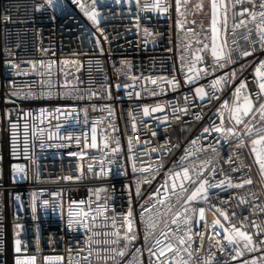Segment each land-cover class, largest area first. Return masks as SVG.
I'll return each instance as SVG.
<instances>
[{
	"label": "built area",
	"instance_id": "2783aa9c",
	"mask_svg": "<svg viewBox=\"0 0 264 264\" xmlns=\"http://www.w3.org/2000/svg\"><path fill=\"white\" fill-rule=\"evenodd\" d=\"M165 2L169 10L158 13L143 7L154 0H139V7L137 0H53V5L46 0H0V264H15L17 255H35L37 264H69L70 255L73 260L79 258L78 251L79 256H87L89 248L101 249L100 257H114L97 259L93 251L91 264H155L157 258L150 256L147 248L153 247L155 239H162L164 222L176 230L171 217L176 211H181L183 217V209H188L190 220L187 225L179 224V235H184L186 227L191 229V264H251L253 257H264V232L252 226L255 223L264 229V177L252 145L246 139L237 146L235 136L226 139L213 129V125L221 123L217 110L225 100L232 105L233 91L241 80L246 81L248 91L256 90L255 68L264 59V51L255 23L232 27L245 18L239 15L241 6H251L244 0L243 5L233 8L234 0L228 1L235 17L227 26L224 50L230 52L235 63L225 61L221 68L211 56V15L190 23L184 15L192 0H181L182 16L175 10V0ZM256 3L255 10L260 11L259 0ZM81 4L89 11L95 7L97 24L84 14ZM37 5L42 7L37 9ZM219 15L222 21L223 8ZM177 20L184 25L182 28L177 27ZM224 40L221 24L218 43ZM204 44L209 48L199 52ZM251 49L255 50L254 55L242 56V52ZM195 54H200L202 61L197 62ZM189 67L200 71L189 72ZM233 71L235 79L231 76ZM218 77L224 78L223 86L214 88L212 82ZM197 87L204 88L208 95L201 99L195 91ZM145 106L149 108L148 116L143 114ZM157 106L162 111L151 112ZM222 111L224 125L232 126L228 110ZM249 119L256 128L264 125L258 114ZM93 127L97 148L85 143H91ZM206 127L208 132L203 131ZM117 140L119 149L113 152ZM13 165L23 170L13 171ZM201 167L203 171H198ZM101 168L106 175H96ZM182 168H189L193 180H207L210 185L225 177L233 184L251 177L253 183L241 188L229 187L227 183L219 188L209 187L206 200L185 204L187 194L179 188L173 194L169 176ZM185 183L189 193L196 186ZM165 184L170 190L167 197L162 187ZM157 190L171 206L168 216L161 213L163 206L156 204L153 193ZM129 196L137 240L127 246L123 257L105 253L104 248H125L122 238L118 244L104 241L115 240L112 233L126 230L122 227V214L128 211ZM241 198L245 203H241ZM150 199L156 204L155 209L146 203ZM80 201L84 203L79 204ZM98 205L107 209L108 219L101 215L93 225L89 215L90 231L79 224L69 228L70 210L87 211L90 207L94 214ZM144 208H149L144 213L145 221L157 215L161 220L155 229L140 222ZM200 208L205 209L204 219L200 218ZM217 208L227 212L229 221L219 215ZM216 219L229 228L243 223L244 230L252 234L256 249L247 251L243 241L230 245L223 239L224 229L213 224ZM146 231L150 233L147 243ZM199 234H203L202 246ZM167 235L171 237L172 233ZM89 237L91 244L86 243ZM17 239L22 243L20 253L15 252ZM97 240L99 244L94 243ZM236 247L243 255L237 256ZM137 248L141 252H136ZM212 253L215 255L209 260ZM182 255L188 258L186 253ZM56 256L63 260H44Z\"/></svg>",
	"mask_w": 264,
	"mask_h": 264
},
{
	"label": "snow or ice",
	"instance_id": "6c2138e0",
	"mask_svg": "<svg viewBox=\"0 0 264 264\" xmlns=\"http://www.w3.org/2000/svg\"><path fill=\"white\" fill-rule=\"evenodd\" d=\"M48 5H53V0H46ZM119 3V0H117ZM186 2V0H185ZM244 0H234L233 8H235L236 5H243ZM251 3V8L249 7H243L241 6L239 15L242 17H245L243 19H240L238 23H234L232 25L233 29L246 26L247 23L253 22L255 23L256 28V34L259 38V43L261 50L264 51V0H259V9L260 11H256L257 3L256 0H249ZM137 6L139 7V0H137ZM181 0H175V10L178 15L182 16L184 13L181 11L182 7ZM42 5H37V9L41 8ZM82 11H84V14L88 17L89 20H91L94 24L98 23L97 20V12L95 7L91 9V11L88 10V8L84 5H80ZM144 8H151L153 11H156L158 13H165L169 10V5L165 2V0H154V3L149 5L145 4L143 6ZM198 7H203L202 4L198 5ZM223 8L224 10V16L221 21L220 19V9ZM228 5L225 2V0H211V56L214 58V63L218 64L219 67L223 68L225 67V61L227 64L235 63V61L232 59L230 52H225V47L227 46V25H228ZM177 27L182 28L184 25L181 24L180 20H177ZM223 26L225 30V40L223 43H218L219 41V33H220V26ZM187 31L191 32L192 29H187ZM148 29L145 28V33L147 34ZM251 35V32H249V36ZM247 38V37H246ZM97 43H99L97 41ZM199 43V41H197ZM209 45L204 44L203 49H200L199 52H203L204 50L208 49ZM254 49L246 50L242 52L243 57H249L254 55ZM194 59L197 62L202 61L203 57L200 54H195ZM43 62H41L42 64ZM64 63H67L65 61ZM124 63V62H122ZM195 71L197 74L199 73L200 69L189 67V72ZM232 79H235L236 73L235 71L231 74ZM188 80H191L192 77H187ZM223 77H218L216 80H214L213 87L215 88L217 85H222ZM255 79H256V90L255 91H248V85L246 81L241 80L240 83L235 87L233 91L234 100L231 106H229V102L227 100L223 101L221 105V109H218L217 111L220 112L221 117V123L219 126L213 125L214 131L222 134L227 137L229 136H235L237 138V146H241L245 143V140L248 139L252 145L251 151L256 157V163L259 165L260 175L261 177H264V125H262L259 128H256L252 123L251 119H255L257 114L259 115V119L261 121H264V59H260L259 62L256 65L255 68ZM153 83L156 81L153 80ZM197 95L203 99L205 98L208 93L205 92L204 88L197 87L196 88ZM139 95V94H137ZM218 99V98H217ZM222 109H227L229 112V120L232 122V126L226 127L224 125V118H223V111ZM41 111H44L43 109ZM156 111H162V108L157 106L151 109V112ZM143 114L145 116H148L150 114L149 108L147 106L143 109ZM176 119H179V117H176ZM15 128L16 124H12L13 129V154L15 155ZM38 131L43 133L42 129H37ZM136 130L135 123H133V131ZM204 132H208L209 129L206 127L203 130ZM92 139L91 143L88 144L87 141H85L87 147L91 148H97V137H96V129L93 127L92 130ZM27 124H25V152L27 153ZM153 135H156L154 132ZM254 137V138H252ZM196 141H193L195 143ZM77 143H79V140L77 139ZM107 146V140L105 139V147ZM132 144H131V137H129V150H131ZM119 149V141L117 140V148L113 149V152L118 151ZM155 151V149H153ZM215 151V149H213ZM70 155H76L75 153H70ZM231 156L229 157V162H231ZM111 163V161H109ZM206 162L201 161V165H205ZM16 170H23L21 166L19 165H13V171ZM89 170H92V165H89ZM145 171L147 169H144ZM136 171L135 166H133V172ZM198 171H203V167H201ZM234 171H239V169H234ZM107 172L105 169L101 168V171L99 173H96V175H106ZM170 178L172 179L171 183V192L175 194L176 189L179 188L181 192H184L187 194V198L184 200L185 204H189L190 202L197 201V200H206L208 197V189L209 187H221L225 183L228 184L229 187H236L241 188L245 184H252L253 181L251 177H248L246 179H241L239 183L233 184L231 179L228 177H225L224 180L219 181L218 184L210 185L207 180L202 179H196L193 180L192 175H190L189 168H182L181 171L178 172H170L169 174ZM65 179H71V177H65ZM177 180L180 181L179 184H177ZM188 182L190 184L196 185L195 188L189 193L188 188L186 187V183ZM163 187L164 190V196L167 197L169 195V187L167 184H165ZM99 191V190H97ZM137 195L140 194V188L138 187L136 189ZM153 195L156 197V204L162 205L161 213L164 216H168L169 212L172 211L170 204L166 203V200L162 198L159 195V190H157L156 193H153ZM19 199V197H17ZM33 200H35V196H33ZM45 204L48 203V201H44ZM76 203V202H73ZM84 201H80L79 204H83ZM149 207L155 209L156 204H153L151 199L146 202ZM241 203H245L243 198H241ZM132 197L129 196V207L127 213L122 214L123 215V225L122 227H126V230L121 233L119 230L112 233L117 239L115 240H105V244H118L120 241V238H122L126 244L125 248H104L103 251L105 253L111 252L114 254H117L121 257L126 255V248L129 244L137 240L138 233L133 232V228L135 226L134 218H133V209H132ZM143 207V206H142ZM215 207V205H213ZM107 209L101 208L99 205L97 206V209L94 214H92V209L89 207L87 211L80 209L77 212L69 211V221L68 226L69 228H72L74 224H79L82 227H84L86 230L90 229V222H89V215H91V223L94 225L97 217L103 215L105 219H108V217L105 215ZM149 208H144V210L140 214V222L143 224H146V227L148 229H155L158 224L161 223V220L157 216H149L147 221H145L144 213L148 212ZM184 215L181 217V211H176L174 215L171 217V223L174 225H177V228L175 231H173L172 228H170L167 224V222H164V230L161 231L160 236L162 239H155L153 241V247L147 248V251L149 252L150 256H155L156 262L155 264H191V258L193 256V248H192V233L190 228L184 229V235H179L180 228L179 224L183 222L185 225L190 220V217L187 215L188 209L182 210ZM216 211L219 213L220 216L223 217L225 221H229V215L227 212L217 208ZM261 211H264V209H261ZM200 218L204 219L205 209L200 208L199 209ZM234 215V214H233ZM76 216L79 217L77 220L71 219V217ZM181 218V219H177ZM247 219V218H245ZM213 224L216 226H219L224 229V236L223 239L226 240L230 245H236L238 241H243L244 249L251 252L256 249V244L253 241V236L248 231L244 230L245 225L242 223L240 227H236L235 225H231V227H225L220 219H216L213 221ZM112 225L115 227L116 220L115 218L112 219ZM253 227H256L258 231L264 232V229L261 228L260 225L253 223ZM17 228L20 226L17 225ZM167 233H172V236L169 237ZM93 235H98V233H93ZM105 235H108L105 233ZM150 233L148 231L144 234V240L147 243ZM201 237V246L203 245V234H199ZM216 235H220V233H216ZM86 243L91 244L93 241H91V238L86 241ZM94 243L99 244L100 241H94ZM262 248H264V241L261 242ZM22 249V243L19 239L15 240V252L20 253ZM236 254L237 256L243 255V251L236 247ZM93 251L97 253V259H104V260H112L114 259L113 256H104L100 257L98 254L101 251V249H91L88 250L87 256H79V251L77 252L78 259L73 260V258L70 255L69 258V264H91L89 257L93 255ZM220 251H224V247H220ZM71 252V250H70ZM136 252H141L140 248L136 249ZM183 253L187 254V259L183 257ZM215 254L212 253L209 257V260H211L212 256ZM233 259H236V256L232 257ZM45 261H62L63 257L56 256V257H44ZM15 264H37V257L35 255H25L20 256L17 255L15 259ZM131 264V262H129ZM137 264H143L142 261H138ZM207 264V262H206ZM244 264H248L247 261L244 262ZM251 264H264V257H261L260 259H257L256 257H253L251 260Z\"/></svg>",
	"mask_w": 264,
	"mask_h": 264
},
{
	"label": "rangeland",
	"instance_id": "374dc122",
	"mask_svg": "<svg viewBox=\"0 0 264 264\" xmlns=\"http://www.w3.org/2000/svg\"><path fill=\"white\" fill-rule=\"evenodd\" d=\"M229 0H225V2L228 5ZM202 4L203 7H198V5ZM248 5L251 6V3L248 0ZM211 15V10H210V0H192L189 10L187 13L184 15V17L190 22V23H198L202 19H205L206 17ZM228 25L230 21L235 17V11L230 10L228 8ZM227 25V26H228Z\"/></svg>",
	"mask_w": 264,
	"mask_h": 264
}]
</instances>
